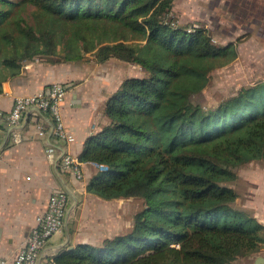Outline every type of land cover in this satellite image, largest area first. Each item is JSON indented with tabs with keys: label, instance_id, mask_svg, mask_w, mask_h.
Returning a JSON list of instances; mask_svg holds the SVG:
<instances>
[{
	"label": "trees",
	"instance_id": "trees-1",
	"mask_svg": "<svg viewBox=\"0 0 264 264\" xmlns=\"http://www.w3.org/2000/svg\"><path fill=\"white\" fill-rule=\"evenodd\" d=\"M175 1L0 0V84L35 59H118L147 73L110 96L109 124L78 158L108 167L87 193L144 207L127 232L66 249L57 264H253L264 248V225L231 185L240 167L264 162V80L207 106L212 72L238 54L180 24Z\"/></svg>",
	"mask_w": 264,
	"mask_h": 264
},
{
	"label": "crops",
	"instance_id": "crops-1",
	"mask_svg": "<svg viewBox=\"0 0 264 264\" xmlns=\"http://www.w3.org/2000/svg\"><path fill=\"white\" fill-rule=\"evenodd\" d=\"M261 2L263 0H251L253 5L263 6ZM136 67L143 70L137 64L118 59L105 63L93 60L56 64L35 59L24 64L17 76L0 84V264L14 258L36 217L46 212L49 197L55 190L67 192L69 214L63 229L42 251L41 262L78 244L100 245L119 234L120 225L112 222L109 208L111 203L118 205L125 199L105 200L87 193V184L98 169L95 164L80 162L84 176L79 180L62 170L61 161L64 152L78 159L85 141L109 124L105 105L110 96L124 79L147 75L144 70L142 74L135 73ZM55 82L69 86L62 114L75 140L68 146L61 145L53 136L48 116H43L47 134L37 135L35 122L40 113L36 109L27 112L16 128L3 117L13 109L16 97L37 93ZM15 130L21 134L22 142H15ZM52 146L59 152L54 163L47 158V150ZM252 167L244 172L240 169L238 173L241 182L248 185L238 194L244 197L238 199L245 202L241 208L251 211L264 225V169ZM259 256L264 257V253L255 260Z\"/></svg>",
	"mask_w": 264,
	"mask_h": 264
},
{
	"label": "rangeland",
	"instance_id": "rangeland-1",
	"mask_svg": "<svg viewBox=\"0 0 264 264\" xmlns=\"http://www.w3.org/2000/svg\"><path fill=\"white\" fill-rule=\"evenodd\" d=\"M262 5L264 6V0ZM244 6L247 5L240 0H235L233 3H228L227 0H176L174 3L173 12L180 24L189 28L197 26L207 29L212 35L214 44L233 46L238 54L232 63L212 72L211 81L204 90L202 97L209 107H216L220 102L236 95L242 88L264 80V24L249 25L247 22L232 18L226 13L227 10H233L238 14L240 12L246 14L247 9L244 11ZM257 12L258 14L253 15L262 18L263 13H260L263 12L262 9H257ZM136 68L135 73H143V70ZM250 166H254L253 169H264V162H253L242 166L238 173L240 169V172H244L243 170ZM241 181V178H238L236 182L231 183L238 194L248 187ZM250 193L253 194V192ZM238 197L244 196L238 195ZM240 199H237L236 206L241 208L245 202ZM143 207V200L138 198L122 200L118 205L116 202L111 203L109 208L112 212L111 220L120 225L117 233L122 234L130 230L135 214ZM263 253L264 248L254 258ZM239 262L250 263L252 260L245 259Z\"/></svg>",
	"mask_w": 264,
	"mask_h": 264
},
{
	"label": "built area",
	"instance_id": "built-area-1",
	"mask_svg": "<svg viewBox=\"0 0 264 264\" xmlns=\"http://www.w3.org/2000/svg\"><path fill=\"white\" fill-rule=\"evenodd\" d=\"M68 89L67 84L55 82L37 93L18 96L14 100L13 109L3 117L12 127L16 128L27 112L36 109L40 113L35 122L37 135L43 137L47 134L43 116H48L52 121L53 136L61 145L68 146L75 140L74 134L67 129L62 114V105L66 100ZM14 140L16 143L22 142V136L18 130L14 132ZM58 153L55 147L48 148L47 158L50 163L55 162ZM96 166L103 170L108 169L105 165ZM61 168L77 179H83L81 163L70 153H63ZM68 211L69 196L67 192L55 190L49 197L46 212L36 217L34 226L29 230L23 245L16 252L14 258L3 260L1 264H57L54 258H48L41 262L40 256L51 238L65 226Z\"/></svg>",
	"mask_w": 264,
	"mask_h": 264
},
{
	"label": "flooded vegetation",
	"instance_id": "flooded-vegetation-1",
	"mask_svg": "<svg viewBox=\"0 0 264 264\" xmlns=\"http://www.w3.org/2000/svg\"><path fill=\"white\" fill-rule=\"evenodd\" d=\"M241 2L245 3L247 5V6H244V8H243L244 11H245V9H247L246 14H243L241 12H240V14H238L237 12H235L233 10L232 11L227 10L226 11L227 15L229 14L230 17H232V18L241 19L244 22H247L249 25H251V24H254V25L264 24V10H263L264 6L258 7V5H256V4L253 5L251 3V0H247V3L245 2V0L244 1L241 0ZM257 9H259V10L262 9L263 12H260L261 14L263 13L262 18H259V17L253 15V14H258ZM248 12H250V14H248ZM248 18H249V20H248Z\"/></svg>",
	"mask_w": 264,
	"mask_h": 264
},
{
	"label": "water",
	"instance_id": "water-1",
	"mask_svg": "<svg viewBox=\"0 0 264 264\" xmlns=\"http://www.w3.org/2000/svg\"><path fill=\"white\" fill-rule=\"evenodd\" d=\"M255 264H264V257L263 256L257 257L255 260Z\"/></svg>",
	"mask_w": 264,
	"mask_h": 264
}]
</instances>
